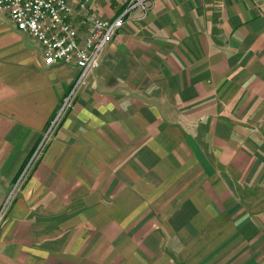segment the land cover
I'll return each mask as SVG.
<instances>
[{
  "label": "crops",
  "instance_id": "crops-1",
  "mask_svg": "<svg viewBox=\"0 0 264 264\" xmlns=\"http://www.w3.org/2000/svg\"><path fill=\"white\" fill-rule=\"evenodd\" d=\"M81 75L0 12V264H264V0H149Z\"/></svg>",
  "mask_w": 264,
  "mask_h": 264
},
{
  "label": "built area",
  "instance_id": "built-area-1",
  "mask_svg": "<svg viewBox=\"0 0 264 264\" xmlns=\"http://www.w3.org/2000/svg\"><path fill=\"white\" fill-rule=\"evenodd\" d=\"M94 1L75 0L74 11L68 0H0V11L18 31L26 32L40 45L43 64L73 63L84 75L98 67L100 53L122 26L125 12L135 8L143 11L149 0H129L124 12L112 20L83 19L81 13ZM74 16L82 18L83 35L72 21Z\"/></svg>",
  "mask_w": 264,
  "mask_h": 264
},
{
  "label": "rangeland",
  "instance_id": "rangeland-1",
  "mask_svg": "<svg viewBox=\"0 0 264 264\" xmlns=\"http://www.w3.org/2000/svg\"><path fill=\"white\" fill-rule=\"evenodd\" d=\"M0 12H1V11H0ZM73 95H74V92H73V90H72V91L66 96L67 99H65V100H66V101H64L65 103H63V106H62L63 108L60 107L59 111H58L57 114H56V119H55L56 121L54 120V122L59 121V119L62 117V115H63L65 112H67L69 109L72 108V106H73V104H74V101H73ZM61 108H62V109H61ZM45 142H46L45 138L42 139V140L40 141V144H39L38 148L34 151L33 155L31 156V158H30L28 164L26 165L25 171H24V173H23V175H22L21 177H23L24 174L28 171V169L31 168V166L34 164V161H35L39 156H41L42 151L44 150L43 148L45 147ZM0 213H2V212L0 211ZM0 220H1V216H0ZM231 240H232V238L229 237V239H227V243H229V241H231Z\"/></svg>",
  "mask_w": 264,
  "mask_h": 264
}]
</instances>
